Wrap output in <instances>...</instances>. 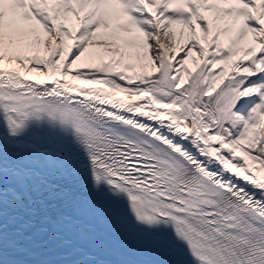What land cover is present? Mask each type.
<instances>
[{
	"label": "snow or ice",
	"instance_id": "6c2138e0",
	"mask_svg": "<svg viewBox=\"0 0 264 264\" xmlns=\"http://www.w3.org/2000/svg\"><path fill=\"white\" fill-rule=\"evenodd\" d=\"M41 187L117 264H264V0H0V264Z\"/></svg>",
	"mask_w": 264,
	"mask_h": 264
},
{
	"label": "bare ground",
	"instance_id": "6f19581e",
	"mask_svg": "<svg viewBox=\"0 0 264 264\" xmlns=\"http://www.w3.org/2000/svg\"><path fill=\"white\" fill-rule=\"evenodd\" d=\"M172 30L173 31H176L178 33V27L177 26H173V29ZM177 39H179V35H177ZM139 51L143 52V49H139ZM126 59L132 60V61L136 62L134 59H129L127 57H126ZM145 62H148L149 63V61H145ZM61 78L63 79V77H61ZM68 79H69V82L70 83H76L80 87H95V88H102V89H104L106 91H109V92L112 91V89L108 88L106 85H103V84L88 85V84L82 83L81 81H73L71 77H68ZM115 95H116V97L118 99H125V100H127L129 102H136V98L135 97L125 96L124 94H121V93H116Z\"/></svg>",
	"mask_w": 264,
	"mask_h": 264
},
{
	"label": "rangeland",
	"instance_id": "374dc122",
	"mask_svg": "<svg viewBox=\"0 0 264 264\" xmlns=\"http://www.w3.org/2000/svg\"><path fill=\"white\" fill-rule=\"evenodd\" d=\"M123 19H124V17H122L121 22H123ZM66 26H67V25H66ZM86 56H87V53H86ZM125 60H126V59H125ZM127 61H128V60H127ZM127 61H125V62H127ZM128 62H129V63H131V62H132V63H136V62H134V61H128ZM189 62L192 63V62H191V59L189 60ZM197 62H198V60H197ZM142 63H144V64H146V65L149 64L148 62H145V61L142 62ZM75 67H77V66L74 65L73 68H75ZM136 69H141V68L137 67ZM83 70H84V71H87V68H86V67H83Z\"/></svg>",
	"mask_w": 264,
	"mask_h": 264
},
{
	"label": "trees",
	"instance_id": "16d2710c",
	"mask_svg": "<svg viewBox=\"0 0 264 264\" xmlns=\"http://www.w3.org/2000/svg\"><path fill=\"white\" fill-rule=\"evenodd\" d=\"M187 68L189 69L190 72L193 71V68L191 66H188ZM127 74H129L131 76L133 75V73H129V72ZM185 79L187 80V77H185Z\"/></svg>",
	"mask_w": 264,
	"mask_h": 264
}]
</instances>
